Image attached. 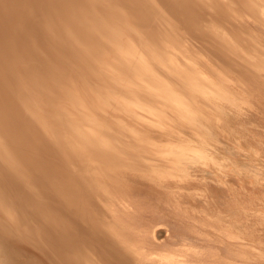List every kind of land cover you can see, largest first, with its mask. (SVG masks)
Wrapping results in <instances>:
<instances>
[{
    "label": "bare ground",
    "instance_id": "6f19581e",
    "mask_svg": "<svg viewBox=\"0 0 264 264\" xmlns=\"http://www.w3.org/2000/svg\"><path fill=\"white\" fill-rule=\"evenodd\" d=\"M257 84L264 0H0V264H193L143 249L119 181L198 177Z\"/></svg>",
    "mask_w": 264,
    "mask_h": 264
},
{
    "label": "rangeland",
    "instance_id": "374dc122",
    "mask_svg": "<svg viewBox=\"0 0 264 264\" xmlns=\"http://www.w3.org/2000/svg\"><path fill=\"white\" fill-rule=\"evenodd\" d=\"M240 93L247 99L241 107L226 122L211 123L214 131L197 140L210 144L214 155L192 166L198 177L169 179L165 187L122 175L127 205L122 217L144 250L193 264H264V85ZM227 124L234 129L222 130ZM228 228L242 236L230 238ZM10 264L28 263L19 256Z\"/></svg>",
    "mask_w": 264,
    "mask_h": 264
}]
</instances>
